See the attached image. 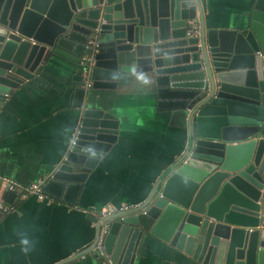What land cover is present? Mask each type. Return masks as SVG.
<instances>
[{
  "label": "water",
  "instance_id": "1",
  "mask_svg": "<svg viewBox=\"0 0 264 264\" xmlns=\"http://www.w3.org/2000/svg\"><path fill=\"white\" fill-rule=\"evenodd\" d=\"M249 5L240 27L219 29L206 23L201 0H0V108L51 60L78 73L79 134L45 180L46 197L77 207L89 171L117 140L116 117L87 106L92 92L153 90L168 125L186 133L140 206L91 218L93 244L60 264L92 254L103 224V264H134L150 238L192 264H264V0ZM196 19L197 36L188 26ZM89 145L102 158L86 159Z\"/></svg>",
  "mask_w": 264,
  "mask_h": 264
},
{
  "label": "crops",
  "instance_id": "2",
  "mask_svg": "<svg viewBox=\"0 0 264 264\" xmlns=\"http://www.w3.org/2000/svg\"><path fill=\"white\" fill-rule=\"evenodd\" d=\"M205 20L215 28H237L249 15V0H201ZM77 70L51 60L0 108V177L21 187L45 182L64 162L80 126L72 107ZM150 89L92 92L87 106L111 113L117 140L88 179L77 207L48 198L22 199L0 220V264H60L95 240L99 210L139 204L183 151L186 133L168 125ZM91 103V104H89ZM9 191L0 182V199ZM26 242V243H25ZM68 264H103L93 253ZM134 264H192L177 251L150 238L140 244Z\"/></svg>",
  "mask_w": 264,
  "mask_h": 264
},
{
  "label": "built area",
  "instance_id": "3",
  "mask_svg": "<svg viewBox=\"0 0 264 264\" xmlns=\"http://www.w3.org/2000/svg\"><path fill=\"white\" fill-rule=\"evenodd\" d=\"M188 26H189V34H192L195 36H197L199 34L200 25H199V21L197 19L190 21L188 23ZM84 76H86V75H84ZM78 134H79V131H77L74 134L71 145H74V141L76 140ZM0 182L4 186V188H6V190L9 192H14L17 189L22 190V195H20L22 199H27L28 197H36L40 201L48 200V197H46L41 192L44 182H38V183L31 185L29 187H21L18 184L14 183L13 181L6 179V178H3V177H0ZM139 206H140V204H133V205L132 204H123V205L117 207V206L112 205V204H106L104 207H102L99 210V212L97 214L98 222H102L107 217L112 216L118 212L129 211L132 209H136ZM12 210H13V207L8 206L4 201H2L0 199V212L1 213H3L4 215H7L10 212H12ZM107 233H108V225L103 224L101 226L98 242H97L95 250L93 252V254L100 260L106 258L105 252H104V241H105V237H106Z\"/></svg>",
  "mask_w": 264,
  "mask_h": 264
},
{
  "label": "clouds",
  "instance_id": "4",
  "mask_svg": "<svg viewBox=\"0 0 264 264\" xmlns=\"http://www.w3.org/2000/svg\"><path fill=\"white\" fill-rule=\"evenodd\" d=\"M137 76L142 84L148 85L150 83V80L148 79V77H146L143 73H138ZM81 154L85 156L86 159L93 160V161L102 158L101 151L91 145L84 146L81 150Z\"/></svg>",
  "mask_w": 264,
  "mask_h": 264
}]
</instances>
